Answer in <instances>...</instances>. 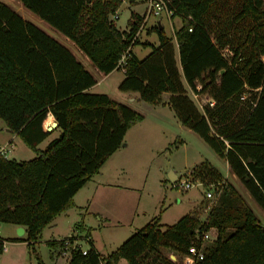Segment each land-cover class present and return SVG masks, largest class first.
<instances>
[{
	"label": "trees",
	"instance_id": "obj_1",
	"mask_svg": "<svg viewBox=\"0 0 264 264\" xmlns=\"http://www.w3.org/2000/svg\"><path fill=\"white\" fill-rule=\"evenodd\" d=\"M18 1L74 41L104 73L121 68L118 60L126 51L119 90L137 92L153 104L169 93L179 121L226 159L264 210V0H169L172 17L178 16L181 25L174 36L154 25L158 44L144 42L150 51L142 58L133 52L138 37L131 40L144 16L132 10L129 30H120L110 15L121 0ZM224 48L229 50L225 55ZM95 83L69 48L0 0V118L36 153L28 160L0 153V225L24 226L25 236L13 239L27 241L39 261L34 242L43 228L75 206L76 192L144 117L107 93L88 91ZM188 88L215 103L200 109ZM49 112L59 134L39 149L50 133L43 128ZM195 168L194 177L216 194L202 220L189 213L163 228L159 213L107 255L94 247L87 230V253L73 249L66 264H118L121 259L184 264L161 249L182 257L191 245L203 251L195 264H264V225L257 214L209 162ZM212 228L216 236L206 243L201 237ZM65 239L78 237L47 241L53 254L65 248ZM4 242L0 236V253Z\"/></svg>",
	"mask_w": 264,
	"mask_h": 264
},
{
	"label": "rangeland",
	"instance_id": "obj_2",
	"mask_svg": "<svg viewBox=\"0 0 264 264\" xmlns=\"http://www.w3.org/2000/svg\"><path fill=\"white\" fill-rule=\"evenodd\" d=\"M1 1L61 43L64 42L71 47L58 30L23 6L20 1ZM131 4L128 1L121 2L116 9L119 12V19L115 22L127 31L132 9L143 15L147 5L146 0H139L138 5ZM159 22L163 24L169 36H174L175 30L181 25L178 16L171 19L164 13L149 16L139 33L137 44L133 47L139 58L150 51V46H143L144 42L157 43L158 36L153 26ZM96 76L100 82L93 88L95 92L109 94L113 99L122 101L139 111L144 117L129 130L117 153L103 166L104 181L99 183H94L93 180L87 181L74 196L76 206L59 213L43 228L40 237L34 242V249L39 254L42 264L64 262L62 257L58 259L54 257L47 241L66 237L72 233L81 240V246L87 248L90 243L84 237L87 230H91L94 243L101 253L109 254L159 213L163 228L174 224L180 217L189 213L202 220L209 211L206 208L210 202H215V198L209 199L205 196L206 190L213 188L201 181V185L195 184L183 190L168 179V173L172 170L181 180L186 176L193 179L195 172L193 169L204 161L216 168L225 178H222L223 180L237 188L264 225V210L230 171L226 159L218 156L198 133L184 126L174 110L165 104L169 93H163L161 102L156 104L142 99L130 101L127 94L118 88L124 76L122 68L114 70L107 78L101 79L100 75ZM188 94L200 109L209 99L206 94L195 93L189 88ZM6 128L0 118V144L7 145L9 149L7 156L24 160L33 158L36 155L35 151ZM48 140L42 141L39 147L44 148ZM194 179L198 180L197 177ZM10 234H12V226L2 223L1 236L6 238V242L0 254V264H39L40 261L33 252L32 246H29L27 241L8 238ZM209 240L206 243L211 242L212 239ZM58 248V253L61 254L64 247ZM161 250L176 262L187 261L185 256L181 257L167 249ZM126 263L125 259L118 262V264Z\"/></svg>",
	"mask_w": 264,
	"mask_h": 264
},
{
	"label": "built area",
	"instance_id": "obj_3",
	"mask_svg": "<svg viewBox=\"0 0 264 264\" xmlns=\"http://www.w3.org/2000/svg\"><path fill=\"white\" fill-rule=\"evenodd\" d=\"M128 0H121L122 3L127 2ZM168 2L169 0H146V9L145 12L143 13L144 16V20L146 21V19L153 15V16H158L161 15L162 13L166 14V16L171 19L172 17V11L168 6ZM111 19L113 21H116L119 19V12L118 10H115L112 14H111ZM144 21V23H145ZM143 23V25H144ZM143 27V26H142ZM142 27L133 35L131 42L133 43L135 41V39L139 36V33L142 29ZM227 52H229V50L227 48H224L222 50L223 55H225ZM126 54L127 52H123L118 60V66L119 67H123L124 63H125V59H126ZM262 59L264 60V56H262ZM198 88H200V86H198ZM242 98L245 97V95L241 96ZM207 103L210 105H213L215 103V101L212 98L207 99ZM8 147L7 145H1L0 144V153L6 155L8 152ZM193 179H190L189 176H186L184 179H180V176H178L176 179H174L172 181L173 184H175L176 186L180 187L183 190H187L189 188H191L193 185L195 184H202V182L198 179H194V177H192ZM212 187V186H211ZM213 188V187H212ZM205 196L209 199L211 198H215L216 200V194L214 193V189L213 190H206L205 192ZM214 203L210 202V204L208 205V208H206L207 210L210 209L212 207ZM1 236V235H0ZM216 236L215 233V229H211L207 232H204V234L202 235L201 239L204 240H211L214 239ZM61 239V238H60ZM85 239L88 241L89 238L85 237ZM64 250H63V254H67L69 255V257L71 256V251L73 249H77L78 247L81 248L82 253L86 254L87 253V248H83L82 246H80L79 244V239H76L72 242H70L69 239H65L64 240ZM4 248H5V242H4ZM185 258L187 259L186 263L184 262V264H195V259H200L203 257V251H202V247H197L196 245H191L189 248V252L187 255H184Z\"/></svg>",
	"mask_w": 264,
	"mask_h": 264
},
{
	"label": "crops",
	"instance_id": "obj_4",
	"mask_svg": "<svg viewBox=\"0 0 264 264\" xmlns=\"http://www.w3.org/2000/svg\"><path fill=\"white\" fill-rule=\"evenodd\" d=\"M138 2H139V0H137L136 1V3L135 4H131L132 6L133 5H138ZM23 5V4H22ZM133 10V9H132ZM134 11H136V12H138L137 10H134ZM139 13V12H138ZM140 14V13H139ZM21 15V14H20ZM142 15V14H141ZM22 16V15H21ZM23 17V16H22ZM161 23V22H160ZM162 24V23H161ZM116 25H117V27L120 29V30H124V29H122L117 23H116ZM163 25V24H162ZM62 34V33H61ZM63 36V39L66 41V42H69V44L71 45V47L70 46H68L67 44H65L64 42H62V44H64L67 48H69V50L75 55V57L83 64V66L85 67V69L86 70H88L94 77H95V79H96V83L95 84H93L92 86H90L89 88H88V91H90V92H95L94 90H93V88L100 82V79H98L97 78V76L96 75H100L102 78L101 79H103V78H107L114 70H116V69H114V70H112L111 72H109V73H104V72H102V71H100L93 63H92V61L90 60V58L74 43V41H72L70 38H68L67 36H65L64 34H62ZM56 39V38H55ZM59 41V40H58ZM60 42V41H59ZM155 45H157L158 44V41H157V43H154ZM134 52V51H133ZM135 53V52H134ZM146 53H148V52H146ZM124 77V76H123ZM123 79V78H122ZM105 93V92H104ZM125 94H127V97H128V99L130 100V101H136V100H138V99H140L139 98V94L137 93V92H125ZM109 95V94H108ZM110 96V95H109ZM170 96V95H169ZM169 96H168V99H169ZM111 97V96H110ZM118 101V100H117ZM120 102H122V101H120ZM124 103V102H123ZM126 104V103H125ZM165 104L166 105H168V106H170L169 105V103H168V100L165 102ZM128 105V104H127ZM129 106V105H128ZM134 109V108H133ZM50 114V112L47 114V117L45 118V120H44V122H43V128H44V130H47V126H48V123H46L47 121H48V119H52V120H55V118H54V116L53 117H50V118H48V115ZM48 118V119H47ZM138 123H140V122H138ZM138 123H136L135 125H133L132 127H130L128 130H127V132H126V134H125V136H124V141H125V138H126V135L128 134V132H129V130H131L134 126H136ZM6 130L7 131H9L7 128H6ZM47 131H50V133L48 134V136L45 138V139H49L48 140V142H47V144L49 143V141L50 140H52L54 137H56V136H58V134H59V131L56 129V127L55 128H53L52 130H47ZM16 136H17V134H15ZM44 139V140H45ZM22 140V139H21ZM44 140H42V141H44ZM41 141V142H42ZM40 142V143H41ZM39 143V144H40ZM39 144L37 145V148H39V149H43V148H40L39 147ZM47 144H46V146H47ZM125 145V144H124ZM45 146V147H46ZM121 146V145H120ZM44 147V148H45ZM120 148V147H119ZM119 148H117L110 156H109V158L102 164V166L100 167V169H99V171H98V173H96V174H94L88 181H92L93 180V182L94 183H99L100 181H104V178H103V175H102V168H103V166H105V164L112 158V156H114L116 153H117V151L119 150ZM6 156H7V154H6ZM7 157H9V156H7ZM10 158V157H9ZM15 159H17V160H24V159H20V158H15ZM86 184V183H85ZM84 184V185H85ZM83 185V186H84ZM82 186V187H83ZM81 187V188H82ZM80 188V189H81ZM79 189V190H80ZM78 190V191H79ZM77 191V192H78ZM76 192V193H77ZM76 195V194H75ZM74 195V196H75ZM74 203H75V201H74ZM75 206H76V203H75ZM69 209H71V208H69ZM69 209H67V210H69ZM67 210H65L64 212H66ZM64 212H62V213H64ZM7 224H9L10 226H12V234H10V235H8L7 237L8 238H11V239H13V238H15V237H24L25 236V232H24V234L23 235H21V236H18L17 235V233H16V230H17V227H18V225H15V224H11V223H7ZM138 230V229H137ZM73 234V233H72ZM0 235H1V225H0ZM71 235V234H70ZM69 236V235H68ZM3 237V236H2ZM61 238H63V237H61ZM90 238H91V240H92V242H93V245H94V247L101 253V251H100V249H99V247L94 243V240H93V238H92V233H91V236H90ZM56 239H60V238H56ZM53 250V249H52ZM54 251V250H53ZM58 251H59V248H58V250L56 251V253H54L53 255H54V257L55 258H63L64 259V262L63 263H61V264H66L67 262H68V260H69V258L70 257H67V254H66V256H63V253H58ZM1 254V253H0ZM101 254H103V253H101ZM103 255H107V254H103Z\"/></svg>",
	"mask_w": 264,
	"mask_h": 264
},
{
	"label": "water",
	"instance_id": "obj_5",
	"mask_svg": "<svg viewBox=\"0 0 264 264\" xmlns=\"http://www.w3.org/2000/svg\"><path fill=\"white\" fill-rule=\"evenodd\" d=\"M159 28L161 29L162 28V24L159 22ZM223 72V70H221V73ZM58 122L56 120H51L49 123H48V126H47V130H52L53 128H55L57 126ZM178 177V175L174 172V171H169L168 173V179L173 181L174 179H176ZM25 232V227L22 226V225H18L17 227V230H16V233L18 236H21L23 235Z\"/></svg>",
	"mask_w": 264,
	"mask_h": 264
},
{
	"label": "bare ground",
	"instance_id": "obj_6",
	"mask_svg": "<svg viewBox=\"0 0 264 264\" xmlns=\"http://www.w3.org/2000/svg\"><path fill=\"white\" fill-rule=\"evenodd\" d=\"M52 119H48V121L46 123H49Z\"/></svg>",
	"mask_w": 264,
	"mask_h": 264
}]
</instances>
